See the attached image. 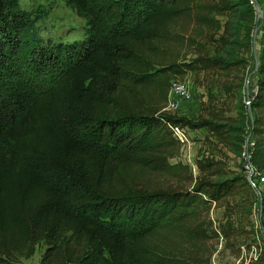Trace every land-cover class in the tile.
<instances>
[{
	"label": "trees",
	"instance_id": "trees-1",
	"mask_svg": "<svg viewBox=\"0 0 264 264\" xmlns=\"http://www.w3.org/2000/svg\"><path fill=\"white\" fill-rule=\"evenodd\" d=\"M230 1L65 0L84 37L54 42L40 35L42 10L0 0V264H22L40 241V264H209V209L241 178L203 177L216 164L208 159L191 188L146 174L185 169L170 162L181 144L169 124L194 125L162 111L170 81L224 63L171 59V29ZM250 107L257 164L264 77ZM195 126L224 137L220 125Z\"/></svg>",
	"mask_w": 264,
	"mask_h": 264
},
{
	"label": "rangeland",
	"instance_id": "rangeland-1",
	"mask_svg": "<svg viewBox=\"0 0 264 264\" xmlns=\"http://www.w3.org/2000/svg\"><path fill=\"white\" fill-rule=\"evenodd\" d=\"M229 4L222 14H193L171 29L167 43L171 59L187 62L206 56L224 65L188 69L174 78L188 79L191 93L190 100L171 113L194 125H187L189 143L180 145L170 159L185 169L177 174H146V179L156 186L191 188L199 175L196 162L203 159L216 163L203 177L212 181L241 178L232 194L209 209L207 217L216 233L208 241L212 248L209 264H264V184L257 179L264 176V159L252 163L248 142L254 141V116L249 115L252 101L249 105L244 101L246 87L258 86L264 77V72H258L264 71V0H231ZM21 5L44 12L38 21L44 39L72 42L84 37V21L65 0H21ZM202 120L220 125L225 131L223 139L195 126ZM45 248L40 241L31 257L20 258L21 263L40 264Z\"/></svg>",
	"mask_w": 264,
	"mask_h": 264
},
{
	"label": "built area",
	"instance_id": "built-area-1",
	"mask_svg": "<svg viewBox=\"0 0 264 264\" xmlns=\"http://www.w3.org/2000/svg\"><path fill=\"white\" fill-rule=\"evenodd\" d=\"M249 90L251 93L249 98L245 97L244 99L247 105L253 100L254 95L258 91V86H253L251 89L249 88ZM190 98L191 93L188 79H185L183 81L173 79L170 81L167 101L164 108H162V111H165L167 113L175 112L181 107L184 102L190 100ZM169 128L172 131L173 136L180 142L181 145L185 146L189 143L187 126L169 124ZM248 143L250 149L253 150L254 142L250 141ZM257 179L260 183L264 184V176H260Z\"/></svg>",
	"mask_w": 264,
	"mask_h": 264
},
{
	"label": "water",
	"instance_id": "water-1",
	"mask_svg": "<svg viewBox=\"0 0 264 264\" xmlns=\"http://www.w3.org/2000/svg\"><path fill=\"white\" fill-rule=\"evenodd\" d=\"M249 96H250V90H249V86H247L246 87V98H249ZM249 115H250V117H252V111H251V107L250 106H249Z\"/></svg>",
	"mask_w": 264,
	"mask_h": 264
}]
</instances>
